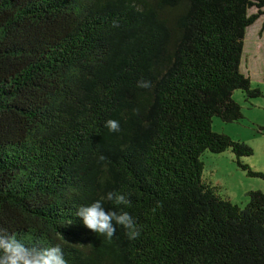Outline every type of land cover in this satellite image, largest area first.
<instances>
[{
  "label": "trees",
  "instance_id": "1",
  "mask_svg": "<svg viewBox=\"0 0 264 264\" xmlns=\"http://www.w3.org/2000/svg\"><path fill=\"white\" fill-rule=\"evenodd\" d=\"M262 16L264 0H0V230L68 264H264V192L242 208L202 161L231 151L264 179L251 146L213 129L244 118L236 91L262 96L241 68ZM110 191L130 194L102 202L137 240L74 215Z\"/></svg>",
  "mask_w": 264,
  "mask_h": 264
},
{
  "label": "rangeland",
  "instance_id": "2",
  "mask_svg": "<svg viewBox=\"0 0 264 264\" xmlns=\"http://www.w3.org/2000/svg\"><path fill=\"white\" fill-rule=\"evenodd\" d=\"M257 13L251 9L250 14ZM242 71L251 79L253 88H259L262 96L247 101L241 91L234 99L242 106L244 118L239 122L225 123L215 118L213 129L224 133L235 141L251 146L254 154L242 159L253 171L264 174V16L247 30ZM204 181L217 187L219 194L232 203L245 208L249 203L250 191L264 192V179L251 177L241 169L231 151L214 154L206 151L202 156Z\"/></svg>",
  "mask_w": 264,
  "mask_h": 264
},
{
  "label": "clouds",
  "instance_id": "3",
  "mask_svg": "<svg viewBox=\"0 0 264 264\" xmlns=\"http://www.w3.org/2000/svg\"><path fill=\"white\" fill-rule=\"evenodd\" d=\"M113 26H118L116 21H113ZM137 87L148 89L152 87V83L142 79L137 82ZM104 126L110 132L120 131V124L117 120L109 119ZM103 200L112 202L118 208L132 206L130 194L110 191L100 200L78 207L74 215L82 220L84 227L109 241L116 234L117 226L124 230L128 240H137L141 236L142 229L136 218L123 208L119 211H106ZM0 264H68V262L59 244L49 247H29L17 239L15 234H6L0 230Z\"/></svg>",
  "mask_w": 264,
  "mask_h": 264
}]
</instances>
